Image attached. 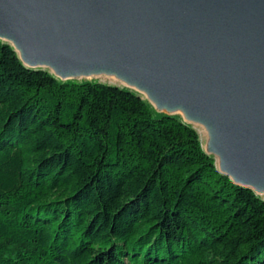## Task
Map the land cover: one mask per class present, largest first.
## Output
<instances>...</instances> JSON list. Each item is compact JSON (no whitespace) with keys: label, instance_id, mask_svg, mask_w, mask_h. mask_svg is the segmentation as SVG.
I'll return each mask as SVG.
<instances>
[{"label":"trees","instance_id":"1","mask_svg":"<svg viewBox=\"0 0 264 264\" xmlns=\"http://www.w3.org/2000/svg\"><path fill=\"white\" fill-rule=\"evenodd\" d=\"M0 264H264V199L180 116L0 39Z\"/></svg>","mask_w":264,"mask_h":264},{"label":"water","instance_id":"2","mask_svg":"<svg viewBox=\"0 0 264 264\" xmlns=\"http://www.w3.org/2000/svg\"><path fill=\"white\" fill-rule=\"evenodd\" d=\"M28 67L108 68L206 120L235 183H264V0H0Z\"/></svg>","mask_w":264,"mask_h":264},{"label":"rangeland","instance_id":"3","mask_svg":"<svg viewBox=\"0 0 264 264\" xmlns=\"http://www.w3.org/2000/svg\"><path fill=\"white\" fill-rule=\"evenodd\" d=\"M1 39V38H0ZM5 42L9 43L14 50L17 52L19 58L21 59L22 57V52L19 49V47L11 40V39H2ZM25 65H28V63H25L24 61H22ZM39 68H43L47 71H49L51 74H53L55 77L62 79V80H96L99 82H103V83H107V84H111V85H116V86H121V87H126L129 88L133 91H135L136 93H138L150 106L153 110L158 111V112H163V113H169V114H175L180 116L185 122L191 124L195 130L197 131L198 135H199V139H200V143L202 148L213 157L214 162L216 167L218 168V170L220 172L223 173L221 165H223L222 163V156L221 154L216 150V148L214 147V139H215V134L212 132V128L211 125L203 119H198V118H190L186 115V113L184 114L181 111H174L171 112L169 110H167L166 107L160 106L157 101L147 92H145L144 90L139 89L138 87L135 86H131L128 85L126 83H124V81L117 77V79H112L110 75L102 73V74H92L89 75V72L92 70H86V71H79L76 73H68L66 75H62L61 73H59L57 71V69H55L52 66H37ZM36 67V68H37ZM100 69V68H98ZM102 69V68H101ZM118 75V74H117ZM147 91V90H146ZM209 132H211L212 136L214 135V139H212V143H210V139H209ZM257 186L261 187V191L257 189L256 186H251L250 188L260 197H262L264 199V183H260Z\"/></svg>","mask_w":264,"mask_h":264},{"label":"bare ground","instance_id":"4","mask_svg":"<svg viewBox=\"0 0 264 264\" xmlns=\"http://www.w3.org/2000/svg\"><path fill=\"white\" fill-rule=\"evenodd\" d=\"M102 73H105V74H108L111 76L112 79H117V77L121 78L124 83L128 84V85H131V86H135V87H138L139 89L141 90H144L145 92L148 93V91H146V89L142 88V87H139L137 86L136 84L132 83L131 81H129L126 77H124L123 75H119L118 73H116L115 71H112L108 68H105V69H95V70H92L89 72V75H92V74H95V75H98V74H102ZM118 74V75H117ZM149 94V93H148ZM174 111H181L185 114V111L182 109V108H174L171 110V112H174ZM209 139H210V143H212V139H214V135L212 136L211 132H209ZM223 167V165H221V168ZM252 186H256L258 190H262L261 187L257 186V185H252Z\"/></svg>","mask_w":264,"mask_h":264}]
</instances>
